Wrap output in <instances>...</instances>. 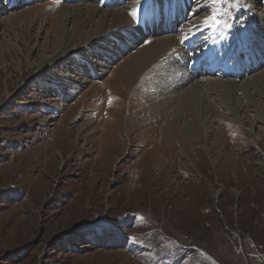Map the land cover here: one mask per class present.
<instances>
[{"label": "rangeland", "instance_id": "1", "mask_svg": "<svg viewBox=\"0 0 264 264\" xmlns=\"http://www.w3.org/2000/svg\"><path fill=\"white\" fill-rule=\"evenodd\" d=\"M127 2L0 0V264H264V0H168V17L160 0L147 34L138 0ZM121 6L142 39L111 62L90 56L87 13ZM213 12L230 30L205 27ZM126 35L108 39L119 46ZM166 36L177 45L145 72L150 98L135 94L144 75L125 81L120 69ZM65 44L73 51L49 62ZM106 62L95 83H82L89 63ZM66 74L82 85L63 86ZM218 80H235L232 93ZM196 84L203 101L193 103ZM167 100L170 111L156 109Z\"/></svg>", "mask_w": 264, "mask_h": 264}, {"label": "bare ground", "instance_id": "2", "mask_svg": "<svg viewBox=\"0 0 264 264\" xmlns=\"http://www.w3.org/2000/svg\"><path fill=\"white\" fill-rule=\"evenodd\" d=\"M99 1V0H98ZM103 1V0H102ZM117 2H119V1H124V0H116ZM131 1V0H130ZM253 1H256V0H252V2ZM16 2H17V0H16ZM126 2H127V0H126ZM146 2V0H138V3L137 4H135L132 8H133V11H135L136 12V14H138V12H139V10H140V8L143 6V4ZM98 3V2H97ZM253 3H255V2H253ZM131 5L132 3H130V2H127V5ZM256 4V3H255ZM126 5V6H127ZM106 6V5H105ZM123 6V5H122ZM122 6L120 7V8H118V9H115V10H108V11H105V12H103V10H100L99 8H101V7H96L95 8V11L94 12H92L91 11V13H87L88 14V19L86 20V22L82 25V29L84 30V29H86L88 26L89 27H93V26H95V28L89 33V34H87L86 36V43L85 44H88L90 41H92V40H94L95 39V45L93 46V47H88V48H86L85 49V51H89L90 52V56L92 55L93 57H95V56H98V57H100V56H102V57H106L107 59H108V61L110 60V58L112 57V55H113V58H116V57H120L121 55H123V52H125V50H122V48L123 49H128V48H134V47H136V45H137V43L142 39V38H137L136 40H134L135 39V37H134V34L133 33H135V32H139L137 29L136 30H133L132 29V26L134 25V22H133V19H130V17L128 16V13L127 12H125V9H122ZM125 6V7H126ZM66 7L67 6H63V9L62 10H65L66 9ZM68 8V7H67ZM128 8V7H127ZM129 9V8H128ZM127 9V10H128ZM73 11V10H72ZM81 11H82V9H81ZM80 10L78 11V10H74V12L75 13H80V14H84V12L82 11L81 12ZM89 11V10H88ZM130 11V10H129ZM133 11L131 12V13H133ZM96 13L97 14H100V13H104V15H102L100 18H101V20H97L96 22H95V25H91V24H93L94 23V17L96 16ZM69 13H68V11L67 12H65V14H64V18H65V21L64 22H68L69 20ZM131 15V14H130ZM133 15V14H132ZM70 16H72L71 14H70ZM83 16V15H82ZM84 17V16H83ZM256 17H257V19H258V21L261 19V20H263L264 21V13H256ZM132 18V17H131ZM175 19V18H174ZM172 21V20H171ZM157 22V21H156ZM152 23V22H151ZM136 25V24H135ZM135 25H134V27H135ZM165 28V27H164ZM258 29H260L261 31L263 30L262 28H260L259 26L257 27V29H256V32H258ZM133 30V31H132ZM157 30V32H159L160 31V29H156ZM156 30L154 29V33H156ZM112 31V32H111ZM120 31V32H119ZM148 31V30H147ZM153 31V30H152ZM80 32V31H79ZM109 32H111V33H109ZM149 32V31H148ZM194 32H196V31H194ZM194 32H193V30H191V33H193L194 34ZM198 32V31H197ZM263 32V31H262ZM83 33H85L84 31H83ZM123 33H125V34H127L124 38H122L121 37V40L120 41H122V43H120V45L119 46H117L116 45V43H115V41H116V39H115V41H111L110 39H108V36H109V34H111V35H114V36H118V38L120 39V35H122ZM151 33V32H150ZM186 33H188V32H186ZM81 34V33H80ZM138 34V33H137ZM142 34V33H141ZM183 34H185V33H183ZM198 34V33H197ZM262 35H264V33H262ZM171 36V35H170ZM170 36H166L165 38H161V39H157L156 38V40H155V42H153L152 44H150L148 47H145L143 50H141L138 54H136L135 56H133L128 62H126V64H125V66L124 67H126L125 68V70H123V68L124 67H122L121 69H120V73H121V77L120 78H122L123 80H125L126 81V79H127V81H135L136 80V78L137 77H142L143 75V78L140 80V77H139V80L141 81V82H139V86H141V89H136L137 90V92H136V90H134L135 91V94H139L140 93V90L142 91V94H143V90H147V88H148V82L147 81H149L150 80V77L148 76L149 74H147V73H145V72H147V70L156 62V61H158L159 60V58L160 57H162L161 55L164 53V52H166V53H168L173 47H175L176 45H177V43L175 42V43H173V41H172V38L170 37ZM196 37V35H193L192 37ZM188 37V36H187ZM187 37H185V38H187ZM143 38H145L144 36H143ZM112 39V38H111ZM182 39V38H181ZM185 40V39H184ZM190 40H191V38H190ZM117 41H118V39H117ZM182 41V40H181ZM186 41V40H185ZM178 42V41H177ZM251 44V43H250ZM72 44H65V46H64V48H63V50L61 51V54L60 55H57V56H55V57H53L49 62H51V61H55V60H59L60 58H62L63 56H66V55H68L70 52H72L73 50H72V47L73 46H71ZM247 45H249V44H247ZM121 47V48H120ZM264 49V42H262V46H261V49ZM174 49H176V48H174ZM240 49V48H239ZM184 51V50H183ZM181 54V53H180ZM207 54V53H206ZM235 56V55H234ZM84 57H86V56H84ZM88 58V57H87ZM113 58L111 59L112 60V62H113ZM167 58V57H166ZM246 58V57H245ZM161 59V58H160ZM171 59V58H170ZM248 59V58H247ZM246 59V60H247ZM186 60V59H185ZM94 61V60H93ZM163 61V60H162ZM161 61V62H162ZM188 61V60H187ZM109 62H111V61H109ZM186 62V61H185ZM235 62V61H234ZM108 62H106L105 63V65H103V66H101L103 69L102 70H98L96 67L94 68L93 66H91L92 64H90L89 63V66L91 67V71H90V73L88 74V76H85L84 78L85 79H82V83L84 84H90V83H95V79H97V77L99 76V75H101V73H98L97 71H102V72H106L105 71V69L107 68V67H110V65H111V63H109V64H107ZM186 63H189V62H186ZM94 64V63H93ZM175 64V63H174ZM192 64V63H191ZM74 66H77V64H73ZM156 65H157V63H156ZM162 65V64H161ZM88 66V65H87ZM88 66V67H89ZM158 68V67H157ZM195 67H193V69H194ZM40 69H43V67H40V68H38L37 69V71L36 72H38ZM76 69V68H75ZM192 69V68H191ZM153 70V69H152ZM162 70V69H161ZM164 70V69H163ZM162 70V71H163ZM181 71H183V72H185V73H188V69L187 70H184V69H180ZM159 71V70H158ZM166 72H167V76H165V77H162V79H167L168 78V81H166V82H168L169 83V78H171L172 79V76H174V74H170V76L168 75V72H171L170 70H165ZM180 71V72H181ZM144 73V74H143ZM179 73V72H178ZM87 74V73H86ZM158 74H160V73H158ZM180 74V73H179ZM35 75V74H34ZM152 74H150V76H151ZM163 75V74H162ZM161 75V76H162ZM225 75V74H224ZM77 76H79V75H77ZM77 76H70V74H66L65 76H63L62 77V79H61V82L63 83V86L64 85H69V86H71V84H73V83H75V84H81L82 85V83L80 82V78H78ZM189 78H188V77ZM234 76V75H233ZM237 76V75H236ZM183 77H184V80H183V82H185V81H190V79H192L193 77H192V75L191 74H189V75H187V74H183ZM226 77V76H225ZM58 78V77H57ZM57 78H56V76H54L53 77V79H55V80H57ZM160 78V76H158V79ZM122 80V81H123ZM138 80V81H139ZM173 80H174V83H176L175 81H177V79H176V77H173ZM179 80H181V79H179ZM178 80V81H179ZM210 80H212V79H209L208 78V80H207V85H212L213 83V81H210ZM171 81V80H170ZM182 81V80H181ZM154 82V81H153ZM182 82V83H183ZM191 82V81H190ZM218 83L219 82H221L223 85H227V86H229V88H230V91H231V93H232V91H233V89L235 88V86H236V82H235V80L234 81H232V80H230V81H227V80H218L217 81ZM262 82V81H261ZM123 83V82H122ZM164 83V82H163ZM162 83V84H163ZM127 86V85H126ZM125 86V87H126ZM154 86V85H153ZM156 86V85H155ZM172 86V85H171ZM204 86H206V85H204ZM157 87V89H159V87L158 86H156ZM162 87V86H161ZM247 87V88H246ZM127 88V87H126ZM163 88V87H162ZM208 88V87H207ZM161 89V88H160ZM133 91V90H132ZM191 91V93L190 92H188V95H185V96H178V97H176L175 98V100H180L181 99V103L183 102V100H184V102H185V100H187V96H188V98L190 97V101H192V100H194V101H196V100H198V99H200V101H203L202 100V98H201V96H200V89H199V85H197L196 84V86H194V87H192V89L190 90ZM240 91H244V92H246L247 93V95H248V98H249V100L250 101H252L254 104H257L256 103V100H255V96L254 95H251L250 94V91H249V89H248V86L247 85H244V86H241V89H240ZM128 92V91H127ZM159 92V91H158ZM157 92V93H158ZM163 92H162V90L159 92V94H162ZM253 93V92H252ZM125 93H123V95H124ZM128 94V93H127ZM154 94V93H153ZM156 94V93H155ZM196 94H198L199 96H196ZM144 96L143 97H149L150 98V95H148V94H146V96H145V94H143ZM148 95V96H147ZM122 96V95H121ZM125 96H126V94H125ZM124 96V97H125ZM162 96V95H161ZM134 97V96H133ZM256 97H257V95H256ZM121 98V97H120ZM126 98H127V96H126ZM132 99V98H131ZM126 100V99H125ZM230 101H232V98H230L229 99ZM132 101V100H131ZM131 101H130V103H131ZM162 101H164V100H162ZM129 102V101H128ZM135 102V101H134ZM170 102V101H169ZM171 102H173V101H171ZM193 102V101H192ZM194 103V102H193ZM120 104V103H119ZM152 104H154V103H152ZM162 104V102H160V105ZM132 105V104H131ZM137 105V104H136ZM169 105V106H168ZM131 107V106H130ZM166 107V108H165ZM168 107H170V104H168V100H167V104H162L160 107H158V108H156V104H155V108L156 109H159L160 111H163L164 109L165 110H167V109H169ZM188 107V106H187ZM135 108V107H134ZM153 108V107H152ZM171 108V107H170ZM201 108V107H200ZM142 109V108H141ZM144 109V108H143ZM146 109V108H145ZM136 110V109H135ZM135 110H133V111H135ZM147 110V109H146ZM153 109H150V111H152ZM158 110V111H159ZM176 110V112L178 111L179 113L181 112V114L183 113V109L182 108H180L179 110L178 109H175ZM125 111H126V109H125ZM129 111V110H128ZM169 111H170V109H169ZM127 112V111H126ZM156 112V111H155ZM177 112V113H178ZM128 113V115H130L129 114V112H127ZM131 113V112H130ZM139 113H140V110H139ZM146 113V112H145ZM135 114V113H134ZM144 114V113H143ZM147 114V113H146ZM258 114L259 115H261V112L260 111H258ZM153 116H154V114H152ZM157 115V114H156ZM149 116V115H148ZM127 117V116H126ZM141 117V116H140ZM157 117V116H156ZM159 117V116H158ZM168 117V116H167ZM123 118V117H122ZM133 118V117H132ZM147 118V117H146ZM127 119V118H126ZM168 119V118H167ZM122 120V119H121ZM135 121H136V119H134ZM133 121V120H132ZM144 121V120H143ZM146 121V120H145ZM168 121V120H167ZM150 122V121H149ZM148 122V123H149ZM69 123V122H68ZM96 123V122H95ZM120 123V122H119ZM118 123V124H119ZM129 123V122H128ZM137 124V123H136ZM153 124V123H152ZM90 125H92V124H90ZM99 125V124H98ZM138 125V124H137ZM154 125V124H153ZM100 126V125H99ZM120 126V125H119ZM135 126V125H134ZM149 126V125H148ZM155 126V125H154ZM205 126H206V123H205ZM90 127V126H89ZM137 127H139V126H137ZM156 127V126H155ZM237 127V126H236ZM73 128V127H72ZM92 128V127H91ZM121 128V127H120ZM123 128V127H122ZM128 128V127H127ZM142 128V127H141ZM150 128V127H149ZM152 128H154V127H152ZM164 128V127H163ZM69 129V128H68ZM77 129V128H76ZM82 129V128H81ZM94 129H95V126H94ZM132 129V128H131ZM130 129V130H131ZM144 129V128H143ZM80 130V129H79ZM89 130V129H88ZM96 130H98L97 129V127H96ZM119 130V129H118ZM117 130V131H118ZM127 130V129H126ZM144 130H146V129H144ZM81 131V130H80ZM90 131V130H89ZM120 131V130H119ZM125 131V130H124ZM129 131V130H128ZM151 131V130H150ZM154 131V130H153ZM94 132V131H93ZM120 132H123V131H120ZM53 133V132H52ZM84 133H85V131H84ZM102 133V132H101ZM104 133V132H103ZM124 133V132H123ZM138 133V132H137ZM136 133V134H137ZM157 133V132H156ZM164 133V132H163ZM72 133H70V135H71ZM74 134V133H73ZM86 134V133H85ZM105 134V133H104ZM141 134H143V133H141ZM55 135H56V133H55ZM67 135V134H66ZM99 135H100V133H99ZM117 135H118V133H117ZM124 135V134H123ZM144 135H146V134H144ZM68 136H69V134H68ZM67 136V137H68ZM72 136V135H71ZM83 136H85V135H83ZM89 136V135H88ZM94 136V135H93ZM119 136H121V134H119ZM54 137V136H53ZM87 137V136H86ZM92 137V136H91ZM100 137V136H99ZM123 137V136H122ZM121 137V138H122ZM124 137H126V136H124ZM131 137V136H130ZM144 137H146V136H144ZM52 138V137H51ZM56 138V137H55ZM102 138H103V135H102ZM143 138V137H142ZM141 138V139H142ZM70 139V138H69ZM71 139H73V138H71ZM84 139V138H83ZM88 139V138H87ZM104 139V138H103ZM126 139V138H125ZM146 139H147V137H146ZM85 140V139H84ZM123 140H124V138H123ZM135 140V139H134ZM139 140V139H138ZM138 140H135V141H138ZM56 141H57V139H56ZM87 141V140H86ZM145 141V140H144ZM149 141V140H148ZM58 142H59V140H58ZM89 142V141H88ZM126 142V141H125ZM139 142H141V141H139ZM62 143V142H61ZM68 143V142H67ZM127 143V142H126ZM149 143H153V141L152 142H149ZM52 144V143H51ZM50 144V145H51ZM56 144H57V142H56ZM59 144V143H58ZM71 144V143H70ZM143 144V143H142ZM241 144V143H240ZM72 145V144H71ZM88 145V144H87ZM91 145V144H90ZM93 145V144H92ZM128 145V144H127ZM134 145H135V143H134ZM141 145V144H140ZM152 145V144H151ZM41 146V145H40ZM55 146V145H54ZM61 146V145H60ZM67 146H68V144H67ZM48 147H50L49 145H48ZM77 147H79V146H77ZM141 147V146H140ZM42 148V147H41ZM57 148V147H56ZM67 148V147H66ZM76 148V147H75ZM87 148V147H86ZM37 149V148H36ZM76 149H79V148H76ZM140 149V148H139ZM138 149V150H139ZM144 149V148H143ZM151 149V148H150ZM43 150V149H42ZM66 151H67V149H65ZM68 150H69V148H68ZM74 150V149H73ZM84 150H85V148H84ZM152 150V149H151ZM150 150V151H151ZM33 151V150H32ZM38 151H39V148H38ZM75 151V150H74ZM78 151V150H77ZM40 152V151H39ZM146 152V151H145ZM42 153V152H41ZM48 152H46V154H47ZM67 153H69V152H67ZM80 153V152H79ZM221 153V152H220ZM263 153V152H262ZM44 154V153H43ZM52 154H54V151H53V153ZM73 154V153H72ZM77 154V153H76ZM56 155V154H55ZM59 155V154H58ZM63 155V154H62ZM31 159H32V157H30ZM144 161H146L144 158H142ZM150 159V158H149ZM32 161V160H31ZM19 163V162H18ZM35 163V162H34ZM30 164V163H29ZM15 165V164H14ZM26 165V164H25ZM21 167H22V165H20ZM20 168V167H19ZM25 168V167H24ZM27 168H28V166H27ZM23 169V168H22ZM238 169V168H237ZM8 170V169H7ZM241 170V169H240ZM160 171V170H159ZM27 172H28V170H27ZM14 173V172H13ZM22 173V172H21ZM20 173V174H21ZM25 174V173H24ZM246 174V173H245ZM17 175V174H16ZM23 174H21V175H19V173H18V176H22ZM26 175H28L27 173H26ZM245 176V175H244ZM12 177V176H11ZM9 178V177H8ZM14 178H16V176L14 177ZM23 178H24V176H23ZM13 179V178H12ZM20 179V178H19ZM25 179V178H24ZM24 179H23V182H24ZM14 180H16V179H14ZM13 180V181H14ZM25 180H27V178L25 179ZM19 181V180H18ZM22 181V180H21ZM230 181H232V180H230ZM20 182V181H19ZM30 182V181H29ZM0 183H2L1 181H0ZM6 183H8V182H6ZM16 183V182H15ZM231 183H233V182H231ZM256 183V182H255ZM254 183V184H255ZM19 184V183H18ZM245 184V183H244ZM233 185V184H232ZM249 185V184H248ZM10 186H12V185H10ZM15 186H16V184H15ZM234 186H235V184H234ZM22 187V186H21ZM10 188V187H9ZM240 189H242L241 187H240ZM247 194V193H246ZM254 197V196H253ZM256 203V202H255ZM240 205V204H239ZM239 207V206H238ZM243 212V211H242ZM240 213V212H239ZM241 219V218H240ZM239 223V222H238ZM241 223V222H240ZM242 224H244L245 225V223H242ZM256 224V223H255ZM246 226V225H245ZM255 226V225H254ZM240 227V226H239ZM249 228V227H248ZM251 244V243H250ZM263 244V243H262ZM249 245V244H248ZM250 246V245H249ZM250 249V248H249ZM252 249V248H251ZM253 254V253H252ZM253 261V260H252ZM259 261V260H258ZM260 262V261H259ZM260 263H262V262H260ZM259 264V263H258Z\"/></svg>", "mask_w": 264, "mask_h": 264}, {"label": "snow or ice", "instance_id": "3", "mask_svg": "<svg viewBox=\"0 0 264 264\" xmlns=\"http://www.w3.org/2000/svg\"><path fill=\"white\" fill-rule=\"evenodd\" d=\"M204 25H205V27H211V28H214L217 30L219 28H224L225 30H230V28H231V23L229 21H222L221 19H219L218 13H216V12H213L211 20H208V19L204 20Z\"/></svg>", "mask_w": 264, "mask_h": 264}]
</instances>
